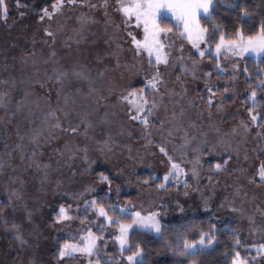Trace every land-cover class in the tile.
<instances>
[{
    "label": "snow or ice",
    "instance_id": "1",
    "mask_svg": "<svg viewBox=\"0 0 264 264\" xmlns=\"http://www.w3.org/2000/svg\"><path fill=\"white\" fill-rule=\"evenodd\" d=\"M15 7L23 21L26 12L19 9H27L30 5L15 0ZM77 7L100 10L102 20L82 11L76 17L79 27L72 30L74 34L62 35L65 25L57 22L53 26L52 22L58 16L63 17L65 10L72 11ZM220 8L231 10L241 21L259 17L258 24L248 34L243 25L228 33L216 22L215 14ZM36 11V19L41 22L43 32L40 47H37L35 35L31 37V47H24L17 40L6 41L4 46H0V72L8 74L0 77V85L4 86L0 89V139L3 141L0 145V173L6 169H11L12 173L6 182L8 204H0V225L11 234L9 247L13 243L16 245V255L22 258L20 264H47L40 254L44 231L55 230L57 225L63 227L74 219H80L83 223L90 211L93 213V223L100 221L96 225L97 230L94 232L91 226L81 228L77 232L79 239L60 242L54 254L56 264H69L80 258L86 264H118L119 261H123V264H146L145 248L131 237L139 231L162 237L161 208L144 211L135 210V205L131 203L106 205L102 202L103 198H85V193L94 191L88 185L83 192L71 194L74 201H82L84 214L73 213L71 204L61 203L51 214L50 222L41 224L35 219L40 207H29L23 203L25 180L20 173L32 169L39 174L43 186L49 181L50 173L61 168L67 167L74 174L76 160L87 164L84 171H89L95 160L89 156L88 144L77 143L76 140L83 137L85 141H94L96 150L107 159L117 145L111 132V127L119 122L117 110L123 112L128 121L143 128L141 136L146 144L156 143L152 136L153 130H158L157 134L161 137L158 150L170 165L155 185L159 190L168 191L169 187L180 184L188 189L191 185L184 177L189 172L198 183L201 156L216 152L217 145H222L225 153L231 150L239 156V150L232 147L230 138L237 135L246 138L254 127L257 129L254 133L258 138L256 143L264 153V107L261 104L264 95L257 98L258 90L264 93V69L259 70L255 81L248 84L249 91L243 101L245 104L250 102L245 109L247 118L239 119L230 131L225 132L220 127L231 116L226 113L225 105L236 99L235 81L240 74L239 63L234 61L229 67L221 64V59L227 58L229 53L233 57H243L245 53H264V0L257 4L247 0H49L38 6ZM8 16L7 0H0V21L7 24ZM89 23H102L106 36L103 43L107 48L92 50L95 65L88 59L86 50L80 47L83 43H96L95 40L89 41L86 35ZM23 27L26 29L28 25L24 24ZM173 36L186 40L195 49V54H185L184 44L176 45ZM58 39L67 50L63 54L58 52ZM125 52L131 53V58L122 62L121 56ZM106 57L114 58V64L104 63ZM204 59L214 62L208 71L200 68ZM96 65L103 67L96 68L93 75ZM120 68L129 75L143 73L142 81L138 85L129 82L117 86L114 79L106 77V74ZM243 73L250 80L251 74L246 66ZM121 78H124L123 72ZM214 79L225 80L224 86L214 83ZM196 81H203L202 89L193 87ZM17 88L19 99L13 103L12 91ZM77 97L89 102L88 107H79ZM258 108L261 111H257ZM37 111L40 112L38 126L35 123ZM209 132L216 134L215 143L209 141ZM97 133L100 139H96ZM176 133H181V149L196 141L192 148L195 155L188 161L192 165L190 169L183 168V160L177 162L168 151V137ZM128 134L131 135L130 132ZM62 136L69 138L52 149L56 159L53 161L50 157L47 162L44 161L41 157L45 146ZM185 155L182 151L181 156ZM17 157L19 162L13 163ZM244 158L248 159L246 153ZM231 159L229 154L222 162L209 164L219 174L226 170ZM230 171L240 172L248 183L264 187V161L251 175L243 168ZM98 178L108 185L107 191L110 193L112 180L109 176L99 172ZM208 181L213 183L212 176H208ZM13 184L16 187H12ZM60 187L61 182L57 180L56 188ZM242 187L236 188L235 195L247 197V192L241 193ZM193 190L199 191L198 188ZM119 191L117 186V194ZM184 194L188 195L187 191ZM13 201L19 202V205ZM233 204L225 197L221 207L243 213L242 208ZM20 206L24 215L19 222L10 221L3 215L5 207L17 211ZM177 206L179 211H184L179 202ZM79 207L80 203H77L76 208ZM209 207L205 198L204 208ZM260 211L264 215V210ZM248 219L250 224L255 223L252 216H248ZM108 228L115 231L105 237ZM229 231L234 237L230 264H257V257L264 260V243L247 244L242 241L237 229ZM108 239L113 240L117 257L106 251ZM178 239L175 247L167 245L169 250L174 255L186 258L182 264H198L200 255L214 249L216 225L210 224L207 231L199 230L196 238L181 236ZM253 249L255 255L252 254ZM25 253H29L26 260L23 259ZM0 264H4V261H0Z\"/></svg>",
    "mask_w": 264,
    "mask_h": 264
},
{
    "label": "rangeland",
    "instance_id": "2",
    "mask_svg": "<svg viewBox=\"0 0 264 264\" xmlns=\"http://www.w3.org/2000/svg\"><path fill=\"white\" fill-rule=\"evenodd\" d=\"M23 3L30 5L29 8H21L19 11H25L26 16L21 21L18 15V10L15 7V0H7L9 16L7 24L0 21V46H4L6 41L17 40L18 43L24 47H31V37L35 35L37 40V47H40V37L43 35L41 30V22L36 19L37 7L44 5L49 0H22ZM95 2V0H93ZM92 14L97 20H102V12L100 10H89L87 8L77 7L75 10L69 11L65 10L64 16H58L54 20L53 26L57 22L65 25V32L62 35H73V29L79 27L76 17L80 15L81 12ZM24 24L28 27L25 29ZM86 28L88 31L86 35L89 41L95 40L96 43H83L80 45L82 49L86 50V55L88 59L91 60L92 65L96 62L93 59L94 49L104 50L107 48L104 45L103 40L106 38L103 32L102 23H89ZM175 32V29H174ZM95 34V35H93ZM176 41V45L184 44L185 54L192 53L195 54V49L191 48V45L186 40H180L179 38L173 36ZM75 47V45H74ZM127 47V45H125ZM58 52L63 54L66 49L61 46V39L57 42ZM264 57L262 54L245 53L243 57H233L229 53L227 58L221 59V64L226 66H231L235 61L240 65V74L235 81V90L237 93L236 99L231 102H226L225 110L226 113H230L231 116L220 125L221 129L225 132L230 131L231 127L238 123L239 119L247 118L246 105L244 97L249 91L245 80L243 78V68L246 63L247 58H252L258 60ZM131 58V53L125 52L121 56V61L129 60ZM106 64H114V58L106 57L104 60ZM214 62L208 59H204L200 68L204 71L211 69ZM91 66V65H90ZM103 67V65H96L93 69V75H95L96 68ZM147 66L145 65V68ZM121 72L124 73V78H121ZM175 74V73H173ZM231 74L230 72L228 73ZM8 74L0 72V77H6ZM106 77L113 78L116 85H127L129 82L138 85L143 79V73L138 75H129V73L123 69H116L115 71L106 74ZM215 77V73H214ZM189 80L191 78L189 77ZM214 83H218L224 86L225 80H215ZM4 86L0 85V89ZM193 87L196 89L203 88V81H196L193 83ZM86 90V85L84 86ZM13 103L15 100L19 99V89L12 91ZM77 105L81 108H87L88 103L84 101L82 97H77ZM250 103V102H249ZM118 111V123L111 127V132L113 139L117 141V145L113 149V153L108 154V158L101 155L97 150V145L94 141H85L83 137H78L77 143H87L89 146V156L95 163L91 165V169L87 172L84 171L88 167L87 164L81 163L76 160L73 167L75 168V173L71 172L67 167L61 168L59 171H54L50 173L49 181L41 185L39 174L34 172L32 169L21 172L23 179L25 180L24 185V204L29 207L33 205H38L40 211L35 213V219L38 223L44 224L49 223V216L52 214L55 208L59 204H71L73 213L79 212L84 214L85 209L83 207L82 201H74L71 194L83 192L85 187L91 185L94 191L90 193H85V198H90L92 196H98L101 192L108 189V185L100 182L99 178H95V172L98 170L108 171L115 179L114 184L112 183V191L109 193L114 197L115 203L119 202L121 204L131 203L135 205V210H152L154 208H161V224L167 220H184L194 216H206L215 219L216 222L222 223L226 220H234L240 230L242 239L247 244H260L264 243V215L261 214L260 210H264V187H257L254 184L248 183L244 174L240 172H233L230 169H246L247 174L251 175L258 168L259 164L264 161V153H262L261 148L256 143L257 137L254 133L257 131L255 127L251 134L246 138L242 135H237L230 138V142L233 148H238L239 156L231 150L228 153L223 151L222 145H217L216 152L208 153L201 156L202 166L198 169L199 182L192 177L189 172L184 179L188 180V189L184 188L183 184L178 187H172L169 192L163 190H155L150 187H146L140 184L136 176L141 173H150L154 176L162 177L163 174L170 167L167 158L159 152L157 144L159 143L161 137L157 134L156 129L153 130L152 139L156 142L153 144H146L144 138H142L141 133L143 128L135 122L128 121L123 112ZM163 117V113H160ZM40 112L37 111L35 123L39 125ZM235 117V119L231 118ZM121 125L124 131L121 132ZM206 128L207 125L205 124ZM131 133L129 135L128 133ZM181 133H176L172 137H168L167 148L170 154L174 156L177 162L183 160L181 166L183 168L190 169L192 165L188 163L189 160L195 155L192 148L196 145V141H193L186 149H181L179 145ZM67 136H62L58 140H54L50 145H46L43 149V156L41 157L44 161H48L49 158L54 161L56 159L52 152V149L59 147L63 144V141L68 139ZM99 133L96 134V139H100ZM15 137H13V140ZM208 139L210 142L215 143L217 136L213 132H209ZM3 141L0 139V145ZM2 150V149H0ZM185 152V156H181V152ZM245 153L248 156L246 160ZM232 156L229 160L228 166L224 172L219 173L216 178H213V183L208 181L207 164L212 161L222 162L223 159L227 158L228 155ZM18 157L13 163H18ZM20 172V170H17ZM12 174L11 169H6L3 173H0V204H8V191H7V181L8 175ZM59 180L61 182V187L56 188V182ZM243 185L241 188V193L247 192L248 196L244 197L242 194L240 196L235 195V190L237 187ZM16 187V185H11ZM119 186V194L116 192V188ZM199 189V191H194L193 189ZM187 191L188 195H185ZM68 193V195H65ZM129 194L133 195L132 198L126 199L123 196ZM118 196V200H117ZM227 197L229 201H233L234 207L242 208L243 213L233 212L228 207H221V203L224 198ZM255 197V199H253ZM207 198L209 208H204V199ZM177 202L179 205L183 206L184 211L178 210ZM13 203L19 202L13 201ZM80 203V207L77 209L76 204ZM51 213V214H50ZM3 215L8 220H16L19 222L23 217L22 206L18 208L17 211H13L11 207H5ZM248 216H252L255 221L254 224H250ZM96 220L93 223V213H87V219L81 223L80 219H74L68 222L63 227L57 225L54 229H46L44 231V238L41 241L40 254L47 264H56L54 254L60 242L64 239H79L77 232L81 228L88 226L92 227L95 232L97 230L96 225L99 223ZM27 226V225H25ZM255 229V230H252ZM115 231L113 228H108L105 232V237L108 236L109 232ZM11 241V234L8 233L3 225H0V261H4V264H20L21 257L16 255V245L13 243L12 247H9V242ZM255 251V249H253ZM106 251L111 253L113 257L118 256L117 248L114 245L113 240H107ZM29 253H25L23 259H27ZM15 258V259H13ZM69 264H86L83 258L72 260ZM118 264H123V261H119ZM257 264H264V260L257 257Z\"/></svg>",
    "mask_w": 264,
    "mask_h": 264
},
{
    "label": "trees",
    "instance_id": "3",
    "mask_svg": "<svg viewBox=\"0 0 264 264\" xmlns=\"http://www.w3.org/2000/svg\"><path fill=\"white\" fill-rule=\"evenodd\" d=\"M227 2H231V0H227ZM247 2L257 4L260 3V0H247ZM215 15L216 22L221 24L224 30L228 33L232 32L235 28L243 25L245 33L248 34L255 28L259 21V17H255L252 20L248 21L238 20L237 14H234L231 10L225 8H220ZM245 66L248 68V72L251 74V78L249 80L246 79V76L243 73V78L248 87L249 82L255 81L257 72L264 69V57L258 60L247 58L244 67ZM253 86L255 85L253 84ZM262 95H264V93H261L258 90L257 98L260 99ZM249 104H247L246 107H248ZM261 104L262 107H264V101H261ZM257 111H261V109L258 108ZM216 162L218 161H212L211 163L215 164ZM206 168L209 176H212V178H216L218 174L212 170L210 164H207ZM99 172H104L106 175H108L112 180V183L114 184V177L106 170L96 171L95 178H98ZM152 177H156L157 179H152ZM159 178L161 177L154 176L146 172L136 176V179L140 184H143L146 187H150L155 190H159L155 187V185L159 182ZM145 180H147V183H145ZM171 190L172 187H169V190L166 192H169ZM96 197L103 198L102 202H104L106 205L115 203L114 197L111 196L107 190L101 192ZM123 197L126 199H130L133 197V195L126 194ZM210 224L216 225L217 241L214 243L213 250H209L208 252L200 255L197 258L198 264H230L234 237L229 229H237L241 237L239 227L234 220H226L222 223H218L215 221V219L206 216H194L184 220H167L162 223V237L158 236V234L155 233L139 231L136 232L131 238L134 242L138 241L145 248L146 264H182V262L186 258L174 255L169 250L167 245L172 244L175 247L179 243L178 237L181 236L186 237L187 239L196 238L198 231L201 229L207 231ZM242 241L244 242L243 239ZM241 251L243 254V250ZM252 254L255 255L254 250H252Z\"/></svg>",
    "mask_w": 264,
    "mask_h": 264
}]
</instances>
